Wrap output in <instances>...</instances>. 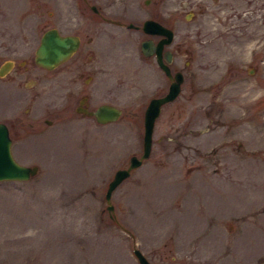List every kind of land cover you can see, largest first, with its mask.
I'll return each mask as SVG.
<instances>
[{"label": "rangeland", "instance_id": "1", "mask_svg": "<svg viewBox=\"0 0 264 264\" xmlns=\"http://www.w3.org/2000/svg\"><path fill=\"white\" fill-rule=\"evenodd\" d=\"M78 1L44 0V28L81 27ZM120 1H133L142 15L152 10ZM28 2L0 0V61L33 65L40 25L30 24ZM154 7L173 30L165 46L183 78L154 119L148 156L112 189V216L107 180L140 153L143 108L168 83L139 50L143 33L96 19L91 39L61 63L93 72L90 105L119 106L111 121L18 116L31 69L0 77V120L17 123L11 153L38 165L26 179L0 180V264H140L132 245L154 264H264V0H154ZM59 74L44 71V84ZM30 117L38 120L31 128Z\"/></svg>", "mask_w": 264, "mask_h": 264}, {"label": "flooded vegetation", "instance_id": "2", "mask_svg": "<svg viewBox=\"0 0 264 264\" xmlns=\"http://www.w3.org/2000/svg\"><path fill=\"white\" fill-rule=\"evenodd\" d=\"M142 2H144L146 5H149L152 3V10L148 11L146 15H142L138 10L133 9L131 7V4H134L133 1L127 2L126 4H122L120 0H108L107 5L102 6V4L98 2L97 0H79L75 4V7L79 9L78 15L82 17L77 22V24L79 23L81 27H74L73 30L63 31V30H60L59 27L54 24L47 26V27H50V26L56 27L58 32L61 34L76 35L78 39L74 50H72V52L64 60H62L61 62H59L58 64L52 67H49V68L44 67L43 65H40L35 62L34 60V48L35 47L33 48V53H32V64L33 65H26V64L20 63L19 65L15 66V60L3 58L0 61V66L3 63L8 62V61L10 65L2 74H0V77L6 76L7 73L12 69L14 72V75H12L11 78L12 79L13 77L19 78L22 73L30 72L29 69H31V72L27 73L28 75H26V78L28 79L27 83L24 85V88H22L21 90L19 89L18 95L20 99L18 100L23 101L26 104H24L23 108L21 109L23 113L17 114V115L18 116H43L42 120L43 122L47 124L52 122V118L47 117V116H92V117L95 116L93 113H91V110L94 109L98 103L106 102V101H100L96 103L95 105H90L89 93H90L91 86L89 87V84H90V79L93 77L92 76L93 72L86 69L87 74L83 76V72H85V66L78 65V64L61 65V63L68 60L78 50H80V42L84 36H86L87 40L91 39V36L93 35L92 33L94 32L92 23L96 24V19L98 21L107 22L110 24H116V25L119 24L122 26H126L128 28H132V29L134 28L140 31L141 33H143V36L139 39V42H138L139 50H140V45H139L140 40H142L143 38L150 37L152 38L153 41H156L161 35L157 33L144 32L141 28V24L143 20L145 18H153V19L160 21L161 23L165 25L167 24L165 23L164 20L161 19L159 13L157 12V9H155L154 0H142ZM103 7H106V8H103ZM27 8L29 9V13L31 15H34V18H35L33 22H30V24L33 23L34 25L38 22L40 25V30L36 38L37 40H39L40 36L44 33V29H45L44 28V0H39V1L30 0V2H28L27 4ZM84 11L90 12L91 15L89 13L87 14L92 16L93 18L92 17L87 18V14L84 16ZM37 19L39 20L35 21ZM23 23L24 22H22L21 25H23ZM21 29H22V26H21ZM22 35L24 36V34ZM165 45H163L162 50L166 48ZM89 47L90 45H88V48ZM85 51H87V47ZM147 55H152L153 58L155 59L154 52L147 54ZM171 57H172V51L170 54V60L168 61V66H169L170 71L173 72L176 68L170 67ZM21 62H24V59H21ZM56 68H59V73H60L59 77L62 78V80H59L58 82L46 81L44 84V71L46 70L50 71ZM17 73H19L18 76H16ZM75 79H82V81L80 82V85L77 87H74L71 82ZM168 82H169V78H168ZM166 88L156 95L162 94L166 90ZM65 103H69V106L67 105L66 107ZM163 103H161V105ZM161 105H160V108H161ZM66 108L68 111H65ZM69 109H71V111H69ZM5 123L7 125V130H8L9 135H11V132L17 131V127H16L17 123L13 121L5 122ZM34 123H38V120L35 119L34 117H30V119L27 121V124L29 125L30 128L35 126Z\"/></svg>", "mask_w": 264, "mask_h": 264}, {"label": "water", "instance_id": "3", "mask_svg": "<svg viewBox=\"0 0 264 264\" xmlns=\"http://www.w3.org/2000/svg\"><path fill=\"white\" fill-rule=\"evenodd\" d=\"M141 28L146 33H157L161 36L153 41L152 38L146 37L140 40V51L147 55L154 52L155 61L162 71L168 76L169 82L166 90L160 95H153L148 98L142 113V140L141 151L139 154L131 153L128 156L126 165L116 167L112 176L107 180L103 198L105 201V209L109 216L113 215V203L110 200L112 189L130 170L139 165L142 159L149 154L151 147V134L153 123L159 112L161 103L172 99L180 89L182 80V72L180 69L170 71L168 61L170 60L171 51L163 48L172 38V29L153 18H145L141 24ZM77 36L73 34H61L56 27L50 26L44 29V33L40 36L36 47L34 48V60L36 63L44 67H52L64 60L74 50L77 44ZM9 61L0 66V74L8 67ZM121 112L116 104L110 102H100L91 110L97 122H106L114 120ZM11 138L8 134L6 124L0 120V180L2 179H26L38 170L36 163L26 164L17 161L10 150ZM132 253L140 264H154L148 260L145 254L136 245H132Z\"/></svg>", "mask_w": 264, "mask_h": 264}]
</instances>
